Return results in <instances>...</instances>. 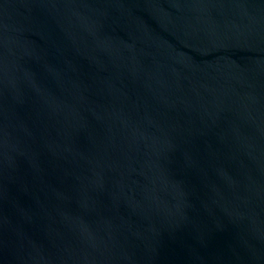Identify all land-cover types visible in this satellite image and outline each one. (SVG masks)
<instances>
[{"label":"water","instance_id":"1","mask_svg":"<svg viewBox=\"0 0 264 264\" xmlns=\"http://www.w3.org/2000/svg\"><path fill=\"white\" fill-rule=\"evenodd\" d=\"M0 264H264V0H0Z\"/></svg>","mask_w":264,"mask_h":264}]
</instances>
